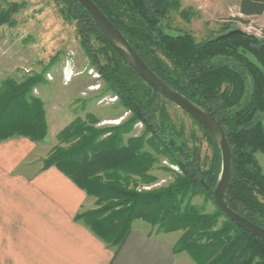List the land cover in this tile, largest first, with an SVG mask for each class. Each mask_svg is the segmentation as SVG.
<instances>
[{"label":"trees","instance_id":"16d2710c","mask_svg":"<svg viewBox=\"0 0 264 264\" xmlns=\"http://www.w3.org/2000/svg\"><path fill=\"white\" fill-rule=\"evenodd\" d=\"M62 1L75 18L90 66L131 114L125 123L103 130L90 126L92 116L73 120L58 133L57 145L42 161L43 170L57 169L95 200L93 210L74 220L115 250L141 221L158 234L180 233L172 252L186 254L194 264H264V242L234 226L213 202L219 154L213 170L203 169L170 122L157 118L158 104L166 100L126 65L75 0ZM92 1L159 80L223 127L232 154L225 204L264 229V176L255 160L257 153L264 156V42L224 34L197 43L188 34L168 35L162 23L170 11L179 9L176 0ZM238 2L245 18L264 14V0ZM8 11H0V26L8 23L13 13ZM235 21L245 23L242 18ZM86 33L110 53L106 67L95 58ZM40 80L1 83L0 143L22 138L37 144L46 138L44 105L31 93ZM135 124L143 132L131 137ZM161 156L178 170L173 181L163 188L141 190L156 182L151 172ZM198 196L212 201V213L191 203Z\"/></svg>","mask_w":264,"mask_h":264},{"label":"rangeland","instance_id":"374dc122","mask_svg":"<svg viewBox=\"0 0 264 264\" xmlns=\"http://www.w3.org/2000/svg\"><path fill=\"white\" fill-rule=\"evenodd\" d=\"M176 1L179 9L170 11L162 23V30L168 35L188 34L200 43L240 31L243 35L264 42V14L247 18L241 16L238 9L240 0ZM66 8L62 0H0V11L9 12L8 9H12L13 12L8 23L0 26V85L8 79L22 83L27 79L41 78L40 84L31 93L43 102L45 115H48L46 121L53 125L51 129L56 130L63 124L62 116H68L71 124L75 119L85 121L88 115L94 120L90 125L92 128L103 130L117 127L129 120L131 114L120 106L117 98L102 82L98 71L90 66L75 18ZM235 18H242L245 23L237 22ZM86 38L89 46L95 50V58L106 67V58L110 53L92 35L86 33ZM64 70L72 72L69 83L65 82ZM158 105L157 118L170 122L172 129L182 137L192 153L197 154L203 169L213 170L212 163L220 152H217L218 146L209 134L169 102ZM142 129L140 124H135L129 136H139ZM255 160L264 176V156L257 153ZM153 167L151 174L156 182L141 190L163 188L173 181L178 172L162 156ZM191 203L204 206L207 213L214 211L212 201L204 196L195 197ZM137 223L148 226L141 221L133 225ZM172 234L180 236V233ZM183 256L189 258L186 254Z\"/></svg>","mask_w":264,"mask_h":264},{"label":"crops","instance_id":"0c3cea01","mask_svg":"<svg viewBox=\"0 0 264 264\" xmlns=\"http://www.w3.org/2000/svg\"><path fill=\"white\" fill-rule=\"evenodd\" d=\"M61 118L56 130L46 121L41 143H0V264H192L172 252L176 234L137 223L115 250L74 220L93 210L95 200L57 169H42L56 136L70 124L68 116Z\"/></svg>","mask_w":264,"mask_h":264},{"label":"water","instance_id":"95a60500","mask_svg":"<svg viewBox=\"0 0 264 264\" xmlns=\"http://www.w3.org/2000/svg\"><path fill=\"white\" fill-rule=\"evenodd\" d=\"M75 2L80 6V8L84 9L100 31L99 33L104 36L108 44L115 50L126 65L135 72L144 84L150 87L174 107L181 110L184 114H186V116H189L213 138L212 140L216 142L221 158V170L220 175L218 176V182L213 191V202L221 214L228 218L234 226H237L251 236L264 242L263 228L253 225V223L247 221L239 214L229 209L225 204L224 194L230 180V163L232 160V154L227 139H225L226 134L223 127H221L219 122L212 115H210L209 112L200 108L159 80V78L149 68H147V65L140 59L139 56H137L124 36L118 32L119 30L109 20L106 19L107 17L99 8H97L92 0H75ZM232 35H243V33L240 31H234L227 34L225 37Z\"/></svg>","mask_w":264,"mask_h":264},{"label":"built area","instance_id":"2783aa9c","mask_svg":"<svg viewBox=\"0 0 264 264\" xmlns=\"http://www.w3.org/2000/svg\"><path fill=\"white\" fill-rule=\"evenodd\" d=\"M64 71H65L64 74H65V76H66V78H65V82H66V83H69V82L71 81L72 72H71V71H66V70H64Z\"/></svg>","mask_w":264,"mask_h":264}]
</instances>
